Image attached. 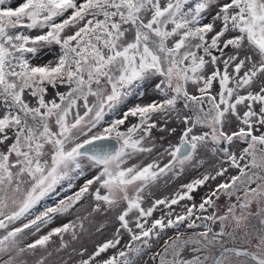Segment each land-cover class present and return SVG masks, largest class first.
Segmentation results:
<instances>
[{"label":"snow or ice","instance_id":"snow-or-ice-1","mask_svg":"<svg viewBox=\"0 0 264 264\" xmlns=\"http://www.w3.org/2000/svg\"><path fill=\"white\" fill-rule=\"evenodd\" d=\"M42 52L53 58L34 64ZM147 85L160 98L133 103ZM202 152L227 167L144 206ZM220 177L197 205L193 193ZM181 201L193 203L177 212ZM109 213L111 239L74 246L85 220ZM168 229L154 264H264V0H0V264H137Z\"/></svg>","mask_w":264,"mask_h":264},{"label":"rangeland","instance_id":"rangeland-1","mask_svg":"<svg viewBox=\"0 0 264 264\" xmlns=\"http://www.w3.org/2000/svg\"><path fill=\"white\" fill-rule=\"evenodd\" d=\"M23 0H10L11 6L15 7L17 4L22 3ZM195 2V0H194ZM33 36L37 35L38 33L33 31L31 33ZM45 52L47 49L44 50ZM43 56V52L41 53ZM53 57L49 54L47 56H43V59H36L33 60L34 64H43L46 63L49 59H52ZM63 91V89H61ZM145 91L147 95L143 100H134L133 103H146L149 99H159L156 95V93L153 91L151 85H147L145 88ZM91 99V98H90ZM106 120L110 119V117H106ZM135 120V118H131ZM179 129V126H177ZM155 135L157 137L161 136V133L156 132ZM178 136V133H177ZM177 136L167 137L165 140H158V144H167L169 141L172 143H177L178 139ZM159 151V148L157 149ZM233 151H239V149H232ZM152 157H147L143 159L142 163L147 164L150 162ZM161 159H165L166 157H162ZM196 159H203L204 163L202 166L197 165L196 167H188L186 168L185 172L177 179L171 180L168 184L162 185L158 189L153 190L152 197H146L145 199V207H148L151 204L152 198H164V197H170L172 196L180 187L182 184H186L190 182L193 179H196L197 177H201V175L205 172H215V170L221 166L227 167V165H221L219 161V154L213 155L211 152H202L200 153ZM137 160H139V157H137L136 160L130 161V163H137ZM193 163H196V160L193 161ZM236 170L235 169H229V172L226 175H235ZM91 173L88 174L84 179H81L76 182V186L73 188H60L58 187L56 192L53 193L50 198H48L46 201L43 202L44 206H56V204L60 200L67 199V197L73 195L76 191H78L79 187L84 183L85 179H88L91 177ZM222 179L217 178L215 181H209L208 184H205L203 187L197 190V192L193 193L194 196V202L198 205L201 202V198L208 192H210V187H215V185L219 182H221ZM185 202L181 201L180 203ZM219 204V214H223L226 211V198L221 197L219 201H217ZM83 203V202H82ZM193 203V201H192ZM178 205H174L173 208L176 209L177 212H180V210L177 207ZM79 208V211H76L75 209L73 212L69 215L63 216V217H57L54 222L42 229L41 233L38 235H43L46 232H48L53 227L61 226L64 223L69 222L70 220H75L77 216L84 217L87 215L88 211H90V203L85 204L83 208ZM255 207V206H253ZM256 208V207H255ZM42 210V209H41ZM182 211V210H181ZM211 211V209L209 210ZM161 215V212L157 210L153 214V218L158 217ZM85 229L86 231L83 233L81 240L76 243L74 246L79 248L81 246L86 247L88 249V252H92L94 248L105 242L108 239H111L113 237V234L115 233L116 229L119 227V223L115 218L114 213H109L107 215H100V214H94L92 217H89L87 220L84 221ZM102 228L101 231H97V228ZM203 229H195V230H189L187 228H181V232L185 233L186 236H190L193 231H202ZM216 231L219 230V228L215 229ZM176 235L175 230L168 229L162 236L160 237L159 241L153 242V247L146 250L145 254L138 260L137 264H145V261L147 264H154L153 260L151 259V256L153 253L157 251H161L164 245V242L167 240H170L171 238H174ZM36 237L32 236L29 237L25 242L30 243L32 242ZM183 238V237H182ZM55 239V238H54ZM128 240V235L125 233L123 234V239L121 241V246ZM228 247H232L233 245L229 244ZM115 250L110 249L108 254H111ZM64 255V258L67 259V254ZM193 253L189 249H186L184 252V256L186 258H191ZM25 259L28 260L29 264H33V261L35 260V257L26 256ZM78 259V257H73V261ZM50 264H59V257L53 256L51 258ZM72 264V262H70Z\"/></svg>","mask_w":264,"mask_h":264},{"label":"flooded vegetation","instance_id":"flooded-vegetation-1","mask_svg":"<svg viewBox=\"0 0 264 264\" xmlns=\"http://www.w3.org/2000/svg\"><path fill=\"white\" fill-rule=\"evenodd\" d=\"M197 178H199V177H197ZM220 179H222V177H220ZM254 186V185H253ZM197 192V191H196ZM192 203V201H185V202H182V203H180V205H178L177 207H178V209L181 211L182 210V208H181V205H184V204H191ZM217 204H218V202H217ZM218 206H219V204H218ZM253 206H255V205H253ZM256 207V206H255ZM255 207H253L252 208V211L253 212H255L256 211V208ZM219 210H220V208H218V213L217 214H219ZM213 227H214V229H216V228H219L220 227V225L219 224H216V225H213ZM145 264H147V262L145 261Z\"/></svg>","mask_w":264,"mask_h":264}]
</instances>
